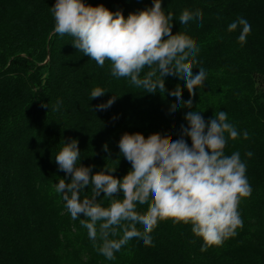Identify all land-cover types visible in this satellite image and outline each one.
Returning a JSON list of instances; mask_svg holds the SVG:
<instances>
[{
	"label": "trees",
	"instance_id": "16d2710c",
	"mask_svg": "<svg viewBox=\"0 0 264 264\" xmlns=\"http://www.w3.org/2000/svg\"><path fill=\"white\" fill-rule=\"evenodd\" d=\"M55 2L0 0V264H264V172L251 196L240 202L243 227L222 245L201 251L203 241L190 225L167 220L151 233L152 246L134 238L114 260L99 254L80 224L84 217L73 220L55 191L59 179L71 180L55 162L64 143L78 141L80 165L91 167V174L106 165L122 179L131 170L118 147L125 133L179 138L192 110L206 123L215 113H227L239 135L227 140L226 155L239 152L246 160L248 152L264 153V84L258 82H264V0H161L165 14H173V34L188 35L199 49L193 72L202 68L206 80L192 97L178 76L164 78V93H146L129 78L113 77L109 62L100 67L73 46V37L54 32ZM83 2L127 17L151 8L154 0ZM184 10H200L202 18L180 24ZM239 17L251 25L243 45L238 42L242 26L228 31ZM177 85L184 102L192 99V109L177 105L172 111L177 100L170 92ZM96 87L106 93L91 99ZM115 95L111 107L97 109ZM92 187L81 191V199L91 198ZM117 195L113 198L122 199ZM103 196L97 200L107 207L113 198ZM146 210L137 204L138 212ZM137 228L143 231L142 225ZM117 231L109 238L119 239L122 228Z\"/></svg>",
	"mask_w": 264,
	"mask_h": 264
},
{
	"label": "clouds",
	"instance_id": "9594fccd",
	"mask_svg": "<svg viewBox=\"0 0 264 264\" xmlns=\"http://www.w3.org/2000/svg\"><path fill=\"white\" fill-rule=\"evenodd\" d=\"M51 10L54 32L73 37V46L100 67L109 62L113 77L129 78L132 85L146 93L157 90L164 93L166 76L184 80L190 97L203 87L205 71L201 68L193 72L199 51L196 42L184 33L173 34V14H165L161 0H154L151 8L127 17L103 5H86L83 0H56ZM194 16L202 18V12L184 10L179 22L187 24ZM238 26H242L238 42L243 45L251 25L239 17L228 25V31L233 32ZM146 68L148 71L144 73ZM105 93L103 88L96 87L91 99ZM170 95L177 100L171 106L172 111L177 105L193 108L191 98L187 102L182 100L179 85ZM117 97L97 105V109L111 107ZM184 119L188 127L181 126L179 138L160 133L147 138L140 133H125L118 147L131 164V170L122 179L111 174L116 168L105 165V170L91 174V167L80 165L75 139L63 142L64 146L56 154L59 169L70 175L71 180L59 179L55 191L62 194L73 220L84 217L80 224L87 229L99 254L108 260H114L115 253L134 238L142 239L145 246H152L151 233L161 221L190 225L192 233L203 241L201 251L222 245L243 227L239 205L242 199L251 196L252 188L240 153L226 155L224 152L227 140L237 139L239 133L227 122L224 111L215 113L207 123L202 113L194 110ZM248 135L245 131L244 139ZM185 137H190V144ZM103 148L108 151L107 144ZM246 155L251 157L252 153ZM89 184L93 186V195L81 199V191ZM101 192L108 198L122 193V199H110L105 207L97 200ZM137 204L147 205V210L138 212ZM137 224L142 225L143 231ZM118 228H122L120 238L110 239L118 235Z\"/></svg>",
	"mask_w": 264,
	"mask_h": 264
},
{
	"label": "rangeland",
	"instance_id": "374dc122",
	"mask_svg": "<svg viewBox=\"0 0 264 264\" xmlns=\"http://www.w3.org/2000/svg\"><path fill=\"white\" fill-rule=\"evenodd\" d=\"M252 59H254V58H252ZM258 82H259V84L260 83L264 84V82H262V81H258ZM258 82H256L257 86L259 85ZM257 86H255V88ZM251 153H252L251 157H246L247 158L246 160L243 159L241 161L243 163H245V165H246V177L248 179V182H249L251 188H253L255 186L256 180L258 179L257 176L260 174H263V172H264V169L261 170V172H260V169H262V168H260V166L264 167V153H255L253 151H251ZM253 159L258 160V163L260 160L261 163L260 164L253 163Z\"/></svg>",
	"mask_w": 264,
	"mask_h": 264
}]
</instances>
